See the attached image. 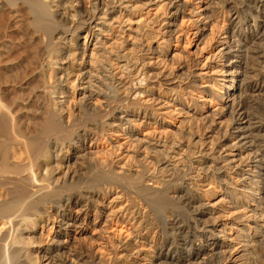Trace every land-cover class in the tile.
Listing matches in <instances>:
<instances>
[{
  "label": "bare ground",
  "instance_id": "1",
  "mask_svg": "<svg viewBox=\"0 0 264 264\" xmlns=\"http://www.w3.org/2000/svg\"><path fill=\"white\" fill-rule=\"evenodd\" d=\"M10 22L23 24L15 27V24L9 26ZM0 24L8 29L0 34V56L8 53L7 43H14L11 40L16 29L25 32L24 35L32 32L31 44H39L42 50L40 53L39 49V64L50 68L53 62L61 64L68 60L72 67L79 64L82 68L85 63L93 68L99 63L102 69L97 77L101 86L115 94L112 106L106 95L101 99L99 95L93 98L89 94L76 100V93L67 94L62 85L68 82L67 87L76 89L82 69L78 68L70 82L62 76L52 80L50 72L45 79L48 84L41 77V84L49 85V89L45 86L47 90L44 87L38 90L43 96L53 98V102L45 104L46 110H42L47 124L33 129L27 128L25 121V128L18 125L12 111L16 98L10 104L0 99V147L3 148L0 264H151L155 258L153 264H157L162 259L166 261L169 253L184 255L174 264H199L204 257L208 259L203 264H217L229 259L232 242L239 234H244L247 247L255 243L253 236L264 235V133L260 135L264 132V99L258 106L263 124L259 127L250 128L251 119L244 105L234 107L233 103L230 110L226 106L234 94L231 88L234 81L238 82V74L244 73L241 63L247 59L250 46L264 41V0H0ZM122 25L128 27L127 32ZM105 33L107 37L102 36ZM191 35L197 43L187 49ZM81 38L83 49L79 53ZM112 40L115 49L124 50L125 55H119L118 51L115 59L111 57V48L106 46L107 51L105 45ZM259 51L258 83L251 86V92H264L263 44ZM120 58L124 59L123 63L117 61ZM175 65L181 71L189 69L186 74H183L186 70L182 72L186 81L176 89L184 104L173 100L155 108L152 104L155 98L161 99V93H167L162 88L163 79L172 75ZM61 95L66 99L59 102L55 96ZM181 111L189 115L188 121L193 122L196 132L201 128L210 133L209 157L201 160L202 151L191 147L194 136L191 127L187 131L179 127L171 129L175 122L172 118ZM81 114L89 117L77 121ZM96 114L100 115L99 121L91 119ZM142 123H147L143 125L148 129L144 134L140 129ZM62 124L65 129L60 128ZM110 128L127 138L119 144L118 151L126 148L137 154L141 149L142 162L136 160L139 165L134 172L139 175V187L134 186L136 190L130 192L132 203L120 204L118 209L119 203H108L109 206L101 209L98 205L104 203L105 196L112 195L113 181L131 178L130 168L118 173L114 170L118 166L112 167L115 161L94 157L88 161L89 165L97 167L107 178L73 192L67 187L75 180L74 171L70 173L68 161L59 154L90 150L93 145L87 146L89 142L95 143L97 149L112 131ZM50 138L55 139L51 142ZM156 146L162 151L156 150ZM231 148L237 150L233 157H229ZM169 151H174L178 160L171 167H160L156 156L159 154L168 161ZM150 153L156 156H149ZM131 156L127 164L135 162L136 157ZM194 156L197 159L193 161ZM227 183L230 187L234 185L230 191L223 187ZM238 184L241 185L236 190ZM205 186L213 191L223 187L213 195L219 198L221 209L218 210L217 202L212 204L205 199L210 190L199 192ZM237 191L250 192L245 204L235 198ZM227 194L235 198L230 205L224 199ZM153 206L163 213V219L159 220L162 225L150 218L155 210ZM206 206L210 209L203 212L201 209ZM178 211L185 214V219ZM219 213V217L226 218L237 213L240 216L237 219L242 221L240 225L234 221L227 224L234 235L224 238L229 241L213 239L216 227L204 220ZM91 219L99 222L88 231ZM58 224L63 227V233L53 231ZM227 225H223L222 233ZM38 227L40 233L36 231ZM96 229L97 238L88 240ZM68 237L82 242L76 246L86 256H58L61 249L57 246L32 248L34 244L50 242L67 244ZM65 250L68 253L69 249Z\"/></svg>",
  "mask_w": 264,
  "mask_h": 264
},
{
  "label": "rangeland",
  "instance_id": "2",
  "mask_svg": "<svg viewBox=\"0 0 264 264\" xmlns=\"http://www.w3.org/2000/svg\"><path fill=\"white\" fill-rule=\"evenodd\" d=\"M150 5H153V4H149V6ZM121 7H122V9L125 8V4ZM11 24L14 25L15 23L10 22L9 26H11ZM18 24H19V22H17V24H15L14 26L16 27V25L18 26ZM22 24H23V22H22ZM22 24L20 22L19 25H22ZM5 26H6L5 24H0V34L1 35H3V33L5 31H8V29H6ZM132 26L134 28L135 23H133ZM121 28H123V30L126 32L128 31V27H126V25H122ZM17 30H20V29H16V31H15L16 33H14L15 36H14L13 40H11L14 43H12V45H11V43H7V47H8L7 52L8 53L0 56V99L2 101L3 100L7 101L6 103L10 104L11 100L14 101V98H16L15 103L17 105L16 104L14 105V107L12 108L13 109L12 111H13L14 115L16 116V119L18 121L19 126L25 128V125L27 124L26 125V127L28 126L27 128L33 129L35 126L44 127L47 124L45 117H43V115H42V110L43 111L46 110L47 105H49V103L51 101L53 102V98L50 95H47V96L44 95L43 96L42 94H44V93H40L38 90L41 87L42 88L44 87L45 90L49 89V85L48 86L45 85L47 88L46 89L44 84L46 83V80H47L46 77L49 76L50 72H52V76L54 77V78H52V80L55 79L56 77L58 78L59 76H62V77H65L64 79H66L70 82L71 80H74V77H75L74 74H76L78 72V68L82 69L81 75L78 79L79 81L77 80V82H76V86H77L76 89L71 90L69 87H67L66 84L68 82L64 83L62 85L63 88L66 87V93L70 95L74 91V93H76V100H82L83 96H88L89 94H91V97H93V98L96 95H99L101 97V99H103V95L104 96L106 95L111 99V100L109 99V101H108L111 104L110 106H112V104H115V94H114L113 90H111L112 91L111 92V91L107 90L106 87H102L101 86L102 83L98 80L97 74L101 73V71H100L102 69L101 64L98 63L95 65V67H93V68L90 67L91 69L89 68V66L87 67V64H85V63H84L82 68L79 67V64H73L74 67H72L70 65L71 62H67L68 60L62 62L61 64L55 62L56 65L53 62L50 68H49L50 65L49 66L47 65L48 67L44 64L41 65V64H39L40 63L39 62V60H40L39 59L40 58L39 49L41 46L39 44H37V45L31 44L30 38L32 37V32H30V34H28V35H24L25 32L22 33V31L21 32L19 31L20 32L19 33V32H17ZM95 32H96V30H95ZM191 32H193V31H191ZM107 35L105 33L102 36L107 37ZM83 36L84 35H82V37ZM190 38H191V44L188 47H186L187 49L190 47H194L193 45H195L197 43L196 37L191 35ZM108 42L109 43H106V45H105V49H106V46H108L109 49L111 48L110 49V55H111V57H113V59H115L114 57L117 55L116 52H118L120 50L115 49L116 47L113 44L114 40L108 41ZM15 43H17V44H15ZM257 43H258V41L255 42V44L253 43L250 46L252 49L250 48L248 50L247 59L246 60L244 59V61H242V63H241V66H242L241 71L243 70L242 72H244V73L238 74V79H239L238 82L234 81L233 86L231 87L234 94H233L232 98H230L226 101L227 102L226 106L228 107V110H230L233 103H234V107H235V105H238V104L244 105V107H245L244 110H246L247 114L250 116L249 119H251L250 120V124H251L250 128L259 127V126L263 125L262 123H260L261 119L259 118V114H261V110L260 109L258 110V106H259V104L261 105V103L263 102L264 92L259 91V90L255 91V92H251V89H250L251 86H255L258 83L257 73H258V61L260 58V55H259L260 51L259 50L261 49L262 44L264 46V41H262L261 45L258 43L259 46ZM79 44H81V46H82L81 49H80V47L77 48V50L80 53L83 49V38L80 39ZM33 45H34V47H33ZM35 46H37L39 48L36 47L37 49H35ZM10 47H12V48H10ZM108 47L106 49L107 51H109ZM90 48H92V46ZM96 48L101 49V47H99V46H96ZM114 50H115V52H114ZM41 51L42 50L40 49V53H41ZM111 52H113V53L111 54ZM107 53H109V52H107ZM125 53L126 52L124 50H121L119 55L123 56V55H125ZM231 55L232 56L234 55L233 52H231ZM117 61L119 63H123L124 59L120 58V60L117 59ZM53 64L55 65V67L53 66ZM176 66L177 65H175V68L172 70V75L166 76L163 79L164 85L162 88H164V90L167 89V93L166 92L161 93V97H162L161 99L155 98L154 102L152 103L153 106H155V108L159 107V105L162 106L163 102L164 103L165 102L171 103L174 100V102L177 103L180 101L179 99L181 97H180V95L177 94L176 89H178L177 86L179 83H184L186 81L185 76L181 75L182 72H184V70H186V72L183 73V74H186L189 71V69L185 68L184 70L181 71L179 68L180 66H177V67ZM40 70L43 73L45 70V73L43 74ZM39 72L44 76L40 75ZM67 73H69V74H67ZM88 73H91L90 74L91 79H88V76H89ZM45 74H47V76ZM39 76H40V78L45 77L44 78V80L46 79L45 82H43V78H41L42 79V81H41ZM38 79H40V80H38ZM42 82L44 84H41ZM50 83H51V80H50ZM46 84H48V83H46ZM42 88H41V90H42ZM153 91H156V90H153ZM176 94H177V97H176ZM55 98L57 100H59V102H61L62 100L66 99V96H64V95L55 96ZM47 99H48V101H47ZM85 100H86V98H85ZM13 101H12V104H13ZM86 101H89V100H86ZM90 101H92V100H90ZM222 103H224V99H223ZM45 104H47V105H45ZM182 104H184V103H182ZM166 106L164 105V107H166ZM51 107H53V106L50 104V108ZM50 108L48 106L47 110ZM183 108H184V106H183ZM181 112H180V114L176 113V115L172 118L175 122H174V126H171V129L175 130L176 128L179 127L182 131H184V130L187 131L189 129V127H191L194 130V131L192 130V133L194 132V136H193V140L191 143V147L194 149L196 148V150L198 149V150L202 151L203 156L201 157V160H203L205 157L206 158L209 157L210 153H208L209 151H207V148L210 146V144H209L210 136H211L210 133L208 132L207 129H201V128L199 129V133L196 132V130L194 129L193 122L190 124L188 121V120H190V119H188L189 115H187L185 113V111H181ZM96 115L97 116L94 115L93 118H91V117L90 118L93 119L94 121L95 120L99 121L100 115H98V114H96ZM17 116H18V118H17ZM81 117H82V120H84V118L86 119V117L88 118L89 116L85 115V114H81V116L76 120L79 121V119ZM24 121L26 122V124H24L25 123ZM77 124H79V122ZM145 124H147V123H142V126L140 127L143 134L145 133V131L146 132L148 131L147 127L143 126ZM63 126H64V124H62L60 128H63ZM63 129H65V126ZM111 130L112 131H110L109 135L104 137V139L102 141L103 144L102 143L98 144L99 147L97 149L95 148L96 147L95 143L89 142L87 144V146H89V144H91V146L93 145L90 150L77 152V154L72 153L70 155H66L64 153L59 154V157L64 158L65 162L68 161L69 167H70L69 168L70 173L72 170L74 171L75 180L73 179L72 180L73 182L71 181L72 185H69L70 184L69 182L67 184V186L68 185L70 186L67 188L72 189V191L74 190L73 192H75L76 190L78 191L83 186L85 187L88 184L93 185V183L103 182L105 180V178H107V176L104 175V173L102 171L97 170L98 169L97 167H96L97 169L96 168L94 169L89 165L90 162H88V161L94 157L95 158H97V157L98 158H101V157L106 158L109 162L111 160V163L115 161V163H112L115 166L112 165V167L114 168V167L118 166L117 167L118 169L114 168V170H116V172L118 171V173L120 172L121 169H122L121 172L123 173V171L127 172L129 170L128 168H130L131 178H123L122 180L117 179V180L113 181V189L111 190L112 195L111 196H108V195L105 196L106 199H105L104 203H101V205H98V207L101 209H104L105 207L109 206V204H114L115 202H116L115 204L119 203L116 206L117 209L120 206V204H121V206H123L124 204H128L129 202L132 203L133 195L130 192L131 191L134 192L136 190L135 188L137 187V189H138V187H139V182H138L139 175L137 173H135L134 171H135V168H137L139 165V164H137L139 161L136 162V160H140V162H142L141 161L142 160V153L140 152L141 149L139 151H137L138 155L136 154L135 151H134L135 155L132 154L133 153L132 149H131L132 153H131V150L126 151L125 150L126 148L124 149L125 151L123 149L118 151V146H120L122 143H124V141H126L127 138L121 137L120 133L115 132L114 129H111ZM176 133L178 134V132H176ZM263 133L264 132H260V135ZM52 137H54V136H52ZM198 137L200 140L198 139ZM256 138H258V137H256ZM52 139H55V138H50L51 142H53ZM59 141L61 142V144H63L62 140H59ZM114 141H116V142H114ZM64 142L66 143L67 140H64ZM116 145H117V147H115ZM151 145L153 146V144H151ZM112 146L115 147L116 149L113 148ZM1 147H0V149H1ZM13 149H14V146L11 148V150H13ZM94 149H95V153H94ZM111 149L113 150V153L111 152L112 151ZM174 149L176 150L177 148L175 147ZM156 150L162 151L160 146H156ZM2 152H3V148L0 150V159H1ZM117 152L119 153L118 155H117ZM173 152L172 151L168 152V155H169L168 161L167 160L164 161V157L159 156V154H158L159 152L156 153V154H158V156H156L155 153H150L149 156H154V157L156 156L158 158V161H159L158 164H160V167H164L165 165H168L171 167L172 163L176 162L178 160L176 157H174L175 153H173ZM228 152L231 153L229 157H233V155H236L237 150L231 148V149H229ZM111 154H113L112 155L113 157H111ZM122 154H124L125 157H123ZM114 155H115L116 159H115ZM130 155H132L131 157H134V156L136 157L134 159L135 162L132 164L131 163L127 164L126 163L127 158H129ZM139 155H141V156H139ZM107 156H109V157H107ZM238 158L236 157V159H238ZM192 159L194 161L197 158H196V156H194ZM116 161L118 164L116 163ZM86 163H88L89 166ZM124 163H125V166H123ZM120 166H123L125 168H121ZM219 166H221V164ZM119 167H120V169H119ZM168 169H170V168H168ZM73 171H72V173H73ZM5 176H7V175H5ZM255 181H257V179H255ZM74 185H76V186H74ZM130 185H131V187H130L131 189L129 188ZM227 185H228V183L226 185H223V187H228L229 188L228 191H230V188H233V186H234L233 185L232 187H230ZM240 185L241 184H238V186H236L235 189L237 190L240 187ZM134 186H135V188H134ZM78 187H80V188H78ZM223 187H221L220 190H214L213 191V190H210L209 186H205V187L201 188L200 189L201 191H199V192L203 193L205 190H210V192L212 194L210 192L205 194L204 195L205 199H207V200L209 199V201H211L212 204L217 202V208L219 210V209H221V207H219V206H222V204L221 203L219 204L218 203L219 198H217V197L215 198V197H213V195L215 192L222 191ZM128 189H130V190H128ZM132 189H135V190L133 191ZM114 192H116V194ZM249 194H250V192H248V191H244V192L243 191H240V192L237 191L235 198L238 199V201L240 203L245 204L246 203V196ZM228 197H229V194H227L224 199L228 200L229 203L227 205H230L234 201L235 198L234 197L228 198ZM125 200H126V202H125ZM204 201H206V200H204ZM211 203H210V205H211ZM252 207H253V204H251V208ZM154 208H155V210H154ZM208 209H210V207L206 206V207H203L201 210L203 212H207ZM153 210L154 211L151 213L152 215H150L151 216L150 218L153 220V222H155V223L157 222L159 225H162L163 223L159 222V220L161 221V217L163 216V213H161L160 209H157V207H154V206H153ZM159 211H160V213H159ZM177 213L179 215L181 214L180 217L182 219H185V214L183 212L178 211ZM106 214H107V212L105 213V215ZM220 215L221 214L219 213V214H215L211 217L207 216L204 218V220L206 222H208L210 226L213 225L214 227H216L213 239L222 240L225 242L226 239H224V238H228V236H230V235H231V237L234 236L232 234V232H229V225H227V224L234 221L235 224L240 225V223H242V221H241V219L240 220L237 219L240 217L239 214L237 215V213L234 215V217H228V218L219 217ZM182 216H184V217H182ZM162 219H163V217H162ZM103 221H104V218H103ZM98 222L99 221L92 222V219H91V222L89 224L90 228H88V231H90V229L93 226L95 227V225H97ZM101 222H102V220H101ZM224 224H226L227 227L225 229V233H222L223 232L222 227ZM102 226H103V223H102ZM61 228H63V227H61L58 224L54 227L53 231L55 230L54 232L60 231L61 233H63V229H61ZM36 231H37V233H40V228L38 227ZM54 232H52V233H54ZM71 232H73V229H71ZM45 233H46V230L43 231V234H45ZM97 234H98V229H96V232L94 234H90V238H88V240L90 239L91 241H94L95 238H97ZM222 234L224 235V237H222ZM239 236H240L239 238L235 237L236 240L234 242H232L233 246L231 248L232 250L230 251L231 254L229 255L230 256L229 259H227L226 261H223V262H219L217 264H264V259L262 258V255L264 254V238H263L264 235L263 236H259V235L253 236V238H254L253 241H255V243L250 245V247L246 246V240L243 239L244 234L241 233V234H239ZM68 239H69V242H67V244H66V242L65 243L64 242L63 243L62 242L61 243H51L50 242L47 245L34 244V245H32V248L33 247L34 248H38V247L44 248V247H56L57 246L59 249H61V251H60L61 253L59 252L58 256L59 255L61 256V254H62V256H67L68 254L71 256H74L76 254L80 255V256H83V255L86 256L83 253V250H80L79 247L76 246V245L79 246L78 243L81 244L82 242H74L71 237H68ZM229 240L230 239H228L226 241H229ZM73 242H74V244H73ZM72 244L74 247L72 246ZM67 245H68V247H67ZM65 248L69 249L70 251L68 250V253H67V250H65ZM183 258H184V255H182V254L179 255V253L178 254L177 253H169L166 261H162L163 260L162 259L161 261H158L157 264H166V263L167 264H174V262L177 259L181 260ZM204 259H205V261H207L208 258L204 257L203 261H204ZM150 260H151V258H150ZM203 261L199 260V264H203L205 262V261L204 262ZM151 262H152L151 264L156 262V258L153 259ZM42 264H47V263L43 262ZM144 264H146V263H144ZM191 264H198V263H191Z\"/></svg>",
  "mask_w": 264,
  "mask_h": 264
}]
</instances>
